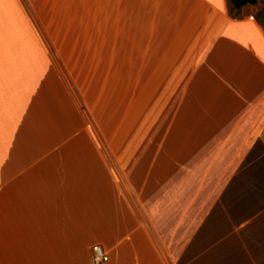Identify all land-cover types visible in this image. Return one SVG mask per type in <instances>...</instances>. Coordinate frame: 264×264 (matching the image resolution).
Masks as SVG:
<instances>
[{
	"label": "crops",
	"instance_id": "1",
	"mask_svg": "<svg viewBox=\"0 0 264 264\" xmlns=\"http://www.w3.org/2000/svg\"><path fill=\"white\" fill-rule=\"evenodd\" d=\"M229 8L0 0V264H264L263 4ZM27 13L96 30L81 43L130 93L113 134Z\"/></svg>",
	"mask_w": 264,
	"mask_h": 264
},
{
	"label": "rangeland",
	"instance_id": "2",
	"mask_svg": "<svg viewBox=\"0 0 264 264\" xmlns=\"http://www.w3.org/2000/svg\"><path fill=\"white\" fill-rule=\"evenodd\" d=\"M261 3L263 11L260 17L264 23V0H261ZM68 17L69 14L65 13H27V19L31 20L32 24H35L33 20L38 18L37 24L43 25L33 29V35L42 39L43 49L51 56L53 68L58 71L76 103L80 107L86 104L89 109L102 107V111L108 114L104 117L107 118L105 132L113 134V123L121 117L129 116L130 93L124 90L125 87L119 85L117 78L103 76L97 59L99 46L81 43L84 37L90 35L92 37L93 33H97L96 30L67 29L65 26ZM89 114L92 131L102 132L91 112Z\"/></svg>",
	"mask_w": 264,
	"mask_h": 264
},
{
	"label": "trees",
	"instance_id": "3",
	"mask_svg": "<svg viewBox=\"0 0 264 264\" xmlns=\"http://www.w3.org/2000/svg\"><path fill=\"white\" fill-rule=\"evenodd\" d=\"M258 0H229V10L239 9L247 4H255ZM264 27V24H263Z\"/></svg>",
	"mask_w": 264,
	"mask_h": 264
},
{
	"label": "built area",
	"instance_id": "4",
	"mask_svg": "<svg viewBox=\"0 0 264 264\" xmlns=\"http://www.w3.org/2000/svg\"><path fill=\"white\" fill-rule=\"evenodd\" d=\"M94 257L96 260L106 261L108 259V256L102 251V249L100 247H95Z\"/></svg>",
	"mask_w": 264,
	"mask_h": 264
}]
</instances>
